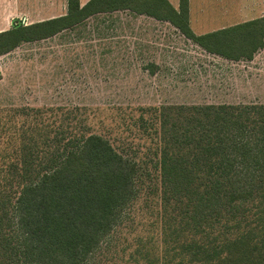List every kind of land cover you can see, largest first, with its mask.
Instances as JSON below:
<instances>
[{"label":"trees","instance_id":"1","mask_svg":"<svg viewBox=\"0 0 264 264\" xmlns=\"http://www.w3.org/2000/svg\"><path fill=\"white\" fill-rule=\"evenodd\" d=\"M188 1L176 10L168 0H66L64 15L1 32L0 57L117 11L168 22L224 60L252 61L264 48V17L195 35ZM151 110L162 132L147 173L161 181L159 227L126 263L264 264V106L141 109ZM170 112L187 123L168 129ZM14 114L0 115V264H91L136 201L142 162L99 134L70 136L69 118L54 126Z\"/></svg>","mask_w":264,"mask_h":264},{"label":"rangeland","instance_id":"2","mask_svg":"<svg viewBox=\"0 0 264 264\" xmlns=\"http://www.w3.org/2000/svg\"><path fill=\"white\" fill-rule=\"evenodd\" d=\"M4 1L5 30L15 18L31 24L66 13V0H29L18 6V16L11 0ZM191 9L190 29L201 35L264 15V0H191ZM206 105L264 106V48L252 61L224 60L168 22L118 11L0 57L1 116L31 112L37 122L54 126L69 118L70 136L99 134L142 162L138 197L91 264H127L136 240L148 242L159 227L161 181L150 182L147 173H154L159 153L160 114L141 109ZM167 121L168 129L187 123L176 112Z\"/></svg>","mask_w":264,"mask_h":264},{"label":"crops","instance_id":"3","mask_svg":"<svg viewBox=\"0 0 264 264\" xmlns=\"http://www.w3.org/2000/svg\"><path fill=\"white\" fill-rule=\"evenodd\" d=\"M89 0H87V1H83V3H81V5H84L85 3H87ZM169 1V0H168ZM81 2V1H80ZM11 5L13 6V8L16 10V8H17V10H16V12H17V16H18V13L20 12L19 10H18V6H20L21 4H23V5H21V6H24L25 4H27L28 6L30 5V1L29 0H11ZM170 3V2H169ZM4 4H5V1L4 0H0V33L1 32H3V31H5V29H4V19H5V7H4ZM171 4V3H170ZM15 6H16V8H15ZM171 6L173 7V5L171 4ZM178 6H179V0H178V4L176 5V6H174L173 8L174 9H178ZM118 12V11H117ZM113 13H116V12H113ZM191 13H192V9H191V0H189L188 1V19H189V27L191 28L192 27V23H193V21H192V16H191ZM17 16H15V17H17ZM261 17H264V15H262V16H259V17H257V18H261ZM257 18H252V19H248V20H243V21H241L240 23H242V22H245V21H249V20H253V19H257ZM11 20H13V19H11ZM15 20H18V19H16L15 18ZM14 20V21H15ZM13 21V22H14ZM22 22H23V24L24 25H29V24H25L24 23V21L23 20H21ZM12 22V23H13ZM12 23H11V25H12ZM236 24H238V23H233V24H230V25H227V26H221V27H218V28H216V29H212L211 31H209V32H206V33H202L201 35H203V34H207V33H211V32H213V31H217V30H221V29H225V28H228V27H230V26H233V25H236ZM10 25V26H11Z\"/></svg>","mask_w":264,"mask_h":264}]
</instances>
